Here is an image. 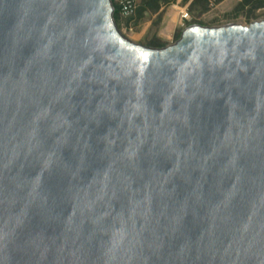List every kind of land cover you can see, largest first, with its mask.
Wrapping results in <instances>:
<instances>
[{"label": "water", "instance_id": "water-1", "mask_svg": "<svg viewBox=\"0 0 264 264\" xmlns=\"http://www.w3.org/2000/svg\"><path fill=\"white\" fill-rule=\"evenodd\" d=\"M114 13L0 0V264H264V18Z\"/></svg>", "mask_w": 264, "mask_h": 264}, {"label": "rangeland", "instance_id": "rangeland-1", "mask_svg": "<svg viewBox=\"0 0 264 264\" xmlns=\"http://www.w3.org/2000/svg\"><path fill=\"white\" fill-rule=\"evenodd\" d=\"M241 0H224L218 5L213 6L208 12L198 14L197 11L189 10L190 1L177 0L175 3L161 4L158 11L149 10L143 14L137 27H128L124 24L125 17H122L121 31L131 40L138 43H146L154 37L174 43L179 31L187 27L188 22L197 20L206 26H220L229 23H241L248 25L250 22L246 18V11L241 12L238 17L233 18L235 9ZM137 7L140 6V0H136ZM187 8L190 19H181V10ZM261 16L256 19L264 18V7L257 10ZM122 16V15H121ZM255 20H252L253 22Z\"/></svg>", "mask_w": 264, "mask_h": 264}, {"label": "trees", "instance_id": "trees-1", "mask_svg": "<svg viewBox=\"0 0 264 264\" xmlns=\"http://www.w3.org/2000/svg\"><path fill=\"white\" fill-rule=\"evenodd\" d=\"M113 5L115 8V21L118 25V27L121 29V23H122V16H121V4L117 0H112ZM183 1H190L189 10L191 12L197 11L198 14H204L208 12L213 6L218 5L224 0H183ZM177 0H140L141 7L138 6L135 13L126 17L124 20V24H126L129 28L137 27L140 23L141 18L143 17V14L146 11L154 10L158 11L161 7V4H168V3H175ZM264 7V0H241L234 12V17H238L241 12L246 11V18L251 23L252 20L258 19L261 15L257 13V10ZM191 24H202L197 20H193L188 22V25ZM181 35V31L178 32L176 39H179ZM145 45L155 47V48H161L168 45V41L160 39L159 37H154L150 41L144 43Z\"/></svg>", "mask_w": 264, "mask_h": 264}, {"label": "built area", "instance_id": "built-area-1", "mask_svg": "<svg viewBox=\"0 0 264 264\" xmlns=\"http://www.w3.org/2000/svg\"><path fill=\"white\" fill-rule=\"evenodd\" d=\"M120 2L122 8H121V15L125 18L134 14L137 9V3L136 0H117ZM181 19L182 20H188L190 19V15L187 8H184L181 10Z\"/></svg>", "mask_w": 264, "mask_h": 264}]
</instances>
